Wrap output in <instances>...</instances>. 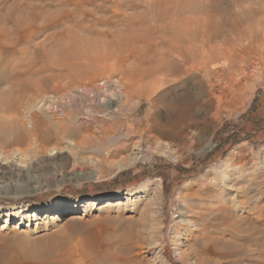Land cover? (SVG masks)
<instances>
[{"label": "rangeland", "instance_id": "rangeland-1", "mask_svg": "<svg viewBox=\"0 0 264 264\" xmlns=\"http://www.w3.org/2000/svg\"><path fill=\"white\" fill-rule=\"evenodd\" d=\"M177 1L0 0V70L19 74L48 63L67 65L49 64L53 71L29 79H42V91L29 93L28 112L54 113L59 119L71 113L79 125L93 119L102 100L120 98L106 118L114 132L104 136V127L95 132L102 144L72 150L61 142L65 149L47 157L37 170L31 155L29 180L9 182L8 190H0V215L20 205L33 208L102 194L117 193L124 204L94 205L87 213L2 232L0 264H105L110 253L124 246L120 240L128 233L141 264H264L234 259L227 249L233 242L253 253L255 247L248 248L234 228H245L259 212L264 214V71L257 81H239L224 63L208 69L196 64V69L168 77L160 88L137 76L135 56L145 42L130 45L124 37L134 16L137 32L150 41L145 49L150 53L161 41L156 34L161 30L153 22L142 23L138 14L150 10L149 18L158 17L152 7L166 2L171 10ZM219 1L231 6L233 0ZM232 18L224 26L229 39L234 38ZM149 24L154 35L145 32ZM61 48L68 57H62ZM51 73L59 77L53 80ZM186 92L197 98L190 120L172 130L164 105ZM42 97L53 100L37 109ZM136 147L141 152L137 156ZM187 182L215 193L202 203L213 227L212 240L204 246L191 244L183 226L186 216L176 218V205L193 203L186 195L177 197ZM132 191H140V197L129 196ZM262 231L264 225L256 230L260 238ZM39 243L56 249L30 259L27 247Z\"/></svg>", "mask_w": 264, "mask_h": 264}, {"label": "bare ground", "instance_id": "bare-ground-1", "mask_svg": "<svg viewBox=\"0 0 264 264\" xmlns=\"http://www.w3.org/2000/svg\"><path fill=\"white\" fill-rule=\"evenodd\" d=\"M177 2L175 9L171 7L172 11L169 10V5L166 2L158 4L155 9L152 7V10L158 13V17L149 18L150 10L138 14L142 23L153 22L152 24L161 30V35L156 33L160 36L161 41L150 53L147 51L150 41L143 36L144 34L137 32L138 28L133 22L137 18L129 17L131 22L128 25V30H131L130 34H125L124 37H128L127 41L130 45L137 40L145 42L143 49L135 56L138 68L137 76L141 79L150 78L157 87H160L165 85L163 83L168 77L181 74L187 68L196 69L197 66H200L199 69H208L211 64L220 62L226 64L230 73L239 81L259 80L264 71V0H257L253 3L233 0L231 6H224L219 0H213L211 3L209 2L210 4L206 1L207 4H203L200 0H179ZM231 17L233 18L230 27L232 26L231 31L234 33V38L229 39L224 34V26ZM147 26L145 32L152 34L153 28L150 24ZM4 44L5 42L2 41V45ZM67 51L66 48H61L60 52L63 58L68 57ZM49 64L39 65L19 74L0 70V190H8L9 182L18 183L29 180L28 176L32 170L26 164L31 155L36 156L33 160L35 162L33 170H37L44 166L47 157H52L65 148L85 150L94 143L102 144L103 138L95 133H101L102 127H104V136L114 132L110 124L106 126V118L111 116L113 107L119 102L120 98H114L115 96L102 100V104L99 102L100 110L93 114V119H86L84 124L79 125L73 123L74 119L71 113L64 114V118L59 119L54 113H51L52 115L49 117L46 114L42 115V112L26 110L28 102H30V98L32 100L33 96L29 93L40 92L42 87V79L35 81H29V79L40 76L48 72L49 69L52 70L50 65L56 68L67 66L65 63ZM196 64L199 65L196 66ZM50 77L56 80L59 75L51 73ZM196 99L194 95L186 92L166 102L165 109H163L169 115L167 117L171 118L168 120L170 129L177 130L179 125L184 122L186 124V121L190 120L191 108ZM52 100L42 97L36 102V108L46 107L51 104ZM150 102L157 105L156 99H150ZM61 142L65 143V148H61ZM135 151V156L141 154L139 147H136ZM140 189L142 190L143 186ZM214 194L207 190L205 185L199 186L188 182L184 183L177 191V197L186 195L193 202L188 207L178 204L174 210L176 218L186 216L183 226L188 230L191 244L194 246H204L207 241L212 240V223L209 218L204 217L208 208L202 203L208 202ZM129 196L140 197V191L138 193L132 191ZM121 197L117 193L102 194L89 196L81 201L73 198L64 203L51 201L33 208L20 205L16 209L0 215V233L11 230L22 232L24 227H30L43 220H59L68 215L87 213L94 205L116 202L122 207L124 204L121 202ZM161 208L162 202L157 208L159 215L162 213ZM255 218L245 228H234L235 233L246 238L245 243L249 246L248 248L255 247L254 252L247 251L245 249L247 247H242L244 249L240 250V244L232 242L227 246V249L231 250L229 253L232 258L252 263H264V238L256 235V230L264 225V214L259 212ZM15 221L18 223L13 225ZM262 232L264 233V231ZM130 235L128 233L121 238L120 241L124 242V246L116 253H110L105 264L142 263L137 257L138 254L133 255ZM55 249V246L39 243L27 247L25 253L30 259L38 260L54 252Z\"/></svg>", "mask_w": 264, "mask_h": 264}]
</instances>
